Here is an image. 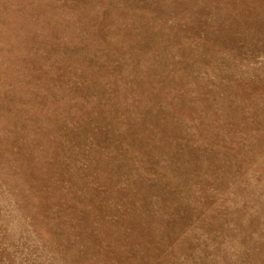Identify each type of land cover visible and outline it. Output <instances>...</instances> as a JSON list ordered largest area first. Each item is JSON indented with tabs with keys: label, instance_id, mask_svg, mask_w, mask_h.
<instances>
[{
	"label": "rangeland",
	"instance_id": "374dc122",
	"mask_svg": "<svg viewBox=\"0 0 264 264\" xmlns=\"http://www.w3.org/2000/svg\"><path fill=\"white\" fill-rule=\"evenodd\" d=\"M0 264H264V0H0Z\"/></svg>",
	"mask_w": 264,
	"mask_h": 264
}]
</instances>
